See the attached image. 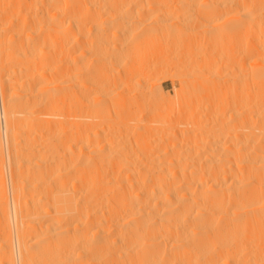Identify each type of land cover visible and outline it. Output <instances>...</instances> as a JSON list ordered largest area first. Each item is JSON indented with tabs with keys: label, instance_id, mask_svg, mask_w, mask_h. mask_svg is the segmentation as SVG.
I'll return each mask as SVG.
<instances>
[{
	"label": "bare ground",
	"instance_id": "obj_1",
	"mask_svg": "<svg viewBox=\"0 0 264 264\" xmlns=\"http://www.w3.org/2000/svg\"><path fill=\"white\" fill-rule=\"evenodd\" d=\"M165 1L10 0L14 6L13 12L8 17L6 15L9 21L6 20L7 25L14 21L15 24L11 26L15 28L12 34L9 32L8 37L21 43L19 48L23 57L21 66L12 59L9 63H16L19 67L13 66L11 72L7 73L5 70V73L4 65L7 63L3 60L0 42V153L7 158L6 170L9 173L7 186L5 181L0 180V218H7L13 227L12 231L14 230L12 249L7 250V253L2 252L5 254L3 264H25L20 239L23 235L18 233L19 216L22 215L24 205L17 202L19 191L24 193L28 190L25 191L23 186L24 189L19 190L11 177L14 174L11 169L12 136L20 133L19 130L18 133L14 130L15 134L12 135V128L19 122L27 127L33 123L35 126L31 125V131L35 136L39 133L47 135V148L51 154L50 179L48 177L47 180H50L51 185H48L49 206L44 209L49 220L46 228L57 235L67 230H63L67 217L63 211L64 183L67 181H57L65 178V164L69 162L64 163L65 160L63 162L60 158L62 155L57 154L63 145L59 142L60 137L65 134V113L73 100L67 105L70 82L74 77L70 75V61L80 64L75 69V77L84 75L82 80L79 79L83 97L96 92L92 104L89 107L84 105L85 125L94 123L95 127L93 129L91 125V129H86L83 141H80L83 142V149L81 147L80 150L84 151L86 157L85 165L79 167L81 196L73 193L79 197L78 201L81 200V204L76 203L77 208L79 205L80 208L75 209L77 214L74 218L76 221L81 219L82 222L73 227L74 231L81 232L83 243L101 248L99 254L96 248L87 247L92 250L87 249L88 254L94 252V249L99 254L91 256V260L87 254L91 261L89 263L132 264L136 261L137 264H264V0H172L170 2L176 3V9L187 10L167 15L152 13L153 8L161 9ZM89 2L100 3L96 7L99 8L96 14L94 10V14L86 10ZM11 3H4L5 7ZM2 6L0 13L2 11L3 16ZM129 11H134V14ZM146 15L151 17L147 18ZM219 17L223 20L218 21ZM4 24H0V34L10 28V25L8 27L5 24L7 28ZM175 25L180 26L181 34L184 33L187 42L193 43L200 39L207 44L201 50V55L192 53L187 58L182 57L184 65L188 67L187 73L180 79L183 85L181 87L179 83L178 87L182 95L188 93V88L193 83H205L206 79L200 80L204 72L208 74V80L215 81L216 73L213 72L218 70V66L213 63L215 55H223L220 51L222 45L233 41L239 43L240 95L230 132H227V123L218 115L221 106L216 101L219 98L216 84L220 81L209 85L212 111L210 124L207 123L208 120V125L203 124L204 117L200 118L195 128L188 126L190 129L180 132V136L173 131L172 122H168L162 115L166 100L164 96L161 100L158 96L159 102L154 106L141 108H135L133 103L127 105L124 103L126 100L119 99L135 83H144L151 92L157 90L163 95L161 85L153 78V72L156 74L155 72L166 70L167 61L163 51L153 59L152 53L150 56L145 52L143 45L151 39H159L161 42L164 37L171 35ZM228 29L230 33L226 32ZM110 71L115 72L109 75ZM16 74L21 75L20 80ZM195 75L200 79L194 78ZM136 76L138 78L134 81ZM11 79L22 87L23 93L14 90L16 85L9 83ZM6 83L9 84L7 89ZM202 83L201 87L204 89ZM191 105L186 102L181 105V111L188 112L189 119L195 117L194 113L199 108L197 104ZM142 122L145 124H141ZM168 124L170 127L167 128ZM105 126L108 132L110 129L112 132L103 133L101 127ZM153 128L159 131L157 138L154 137L158 141L152 147L150 142L149 146H145L142 141L146 137L142 136L150 135ZM165 130L168 135L175 133L181 139L164 145ZM124 132L135 134L134 143V139L132 142L129 139L132 134L125 139L127 137ZM35 144L34 142L32 148L31 143V149L27 147V150L36 151ZM23 156L26 160V155ZM22 172L24 173L23 170ZM32 178L34 177L31 180ZM75 184L77 185L76 181ZM68 187L72 189L71 186ZM39 232L42 231L39 229ZM117 246L119 249L115 248ZM111 247L120 252L113 254L115 249L112 250ZM128 253L132 254L131 259L135 258L132 263L130 259L125 262ZM123 255L126 257L124 261ZM62 260L63 264H77L70 263L71 260L67 257Z\"/></svg>",
	"mask_w": 264,
	"mask_h": 264
},
{
	"label": "rangeland",
	"instance_id": "obj_2",
	"mask_svg": "<svg viewBox=\"0 0 264 264\" xmlns=\"http://www.w3.org/2000/svg\"><path fill=\"white\" fill-rule=\"evenodd\" d=\"M1 2H0V7L3 5L4 6V9H3V6H2V9H3V16H2V11H1V15H0V19L2 18V19H4L3 21L2 20H0V21H2V22H6L5 24L7 25V20H8V15L10 16L11 15V11L13 10V3H11L10 2V0H0ZM8 2V4L9 3H11L12 4V7L10 6V8H11V10H10V8H9V10H8V4H6V7H5V4L4 3H6V2ZM167 1H168V4H169V6H168V4H167ZM170 1H172V0H166L165 1V4H164V6L166 7L165 9H164V6H162L163 7V10H162V7H161V9H160V7L158 8V7H156V9L155 8H153L154 9V11H153V9L151 10L152 11V13H155V12H161V13H166V15L167 14H176V13H179V12H183V11H186L187 9H176V3H173V2H170ZM4 2V3H3ZM1 3H2V5H1ZM172 3V4H171ZM174 4V5H173ZM97 5L98 6H100V3L98 4H96V3H94L93 2V4L92 3H90L89 2V4H87V6H86V10L89 12L90 11V13L91 14H94V12H95V14L97 13V11L99 10V8H97L96 9V7H97ZM170 6H173V7H170ZM173 8H175V9H173ZM170 9V10H169ZM93 10H94V12H93ZM96 10V11H95ZM158 10V11H157ZM160 10V11H159ZM167 10V11H166ZM172 10V11H171ZM7 12V13H5V12ZM151 11H150V13H151ZM13 12V11H12ZM9 13V14H8ZM108 13H110V11H108ZM129 13L130 14H134V11L132 12H130L129 11ZM132 14V15H133ZM6 15H7V17H6ZM2 16V17H1ZM5 17V18H4ZM146 17L147 18H149V17H151L150 15H146ZM7 19V20H6ZM221 20H223V18L222 17H219L218 18V21H221ZM9 21V20H8ZM2 22H0V24H4V23H2ZM12 23V24H11ZM10 24H8L7 26L9 27V25H10V28H8L5 24H4V26H6L7 28H8V30H3V31H1L2 33H4V34H0V42L2 43V56H3V60L5 61V63H7V64H5L4 65V72H5V70H6V72L7 73H9V72H11V70H13L14 69V67L15 68H18L17 67V65H16V63H9V62H12V59H13V62L15 61V62H17V64L18 65H20L21 66V64L20 63H22V57H23V53L21 52L22 50L19 48L20 47V45H21V43L19 42V41H17V40H15V39H10V36L8 37V35H10V34H12L13 33V30H14V28H15V26H11V25H14L15 24V22L14 21H12ZM4 26H3V28H4ZM9 32H10V34H9ZM12 32V33H11ZM226 32H228V33H230V29H228V30H226ZM183 34V35H182ZM182 34H181V31H180V26L179 25H175L174 26V28H173V31L171 32V35H167L166 36V38L164 39H162L161 40V42L160 41H158L159 39H151V40H148V41H146V42H144V45H143V48L145 49V52H147L150 56H151V53H152V58L154 59L157 55H159V53L161 52L162 53V51H163V55H164V57H165V61H167L166 63H167V68H166V70H164V71H162V72H155L156 74H154V72H153V75H155L153 78H155V79H157V81H158V84H160L161 85V88H162V90H163V95L161 96L160 94H159V91L157 92V90L154 92V91H152L151 92V89L150 90H148V88L144 85V83L143 84H133V86L130 88V90L127 92V93H123L124 94V97L123 98H121L122 96H119V99H123V101H125L124 103L125 104H127V105H131L132 103V105L133 106H135V108H138V107H152V106H154L155 104H157V102H159V99L157 98L158 96H159V98H160V100H161V98L164 96L165 97V106H164V108H163V113H162V115L166 118V120H168V122H172L171 124H172V126H173V131H176V133H178L179 134V136H180V132H184V131H188L190 128H191V126H192V128H195V125H197L198 124V122H200V118H203V120H202V122H203V124H205V125H208V124H210V122H211V118L210 117H212V115L210 116V114H211V107H210V102H211V99H210V88H209V85H211L213 82L214 83H216V82H218V81H220V82H218L216 85V87L217 88H219V89H217L218 90V95L217 96H219V98H218V100H216L217 101V103H218V105H219V107H220V110H219V114L218 115H220L219 117L221 118V119H223L224 120V122H226L227 123V132H230L231 131V129H232V124H233V121L232 120H234L233 118H234V113L236 114V112H237V106H238V99H239V97H238V95H240V84H241V82H240V74H241V62H240V57H241V52H240V48H239V43L238 42H235V41H233V42H229V43H227V44H225V45H222V48H220V51H222V53H223V55H215V57H214V60H213V63H215L217 66H218V70H216L215 72H213V73H216L215 74V76L217 77V80H216V77H215V81H212L211 79H209L208 80V74L206 73V72H204V74H202L200 77H201V79L199 78V76L198 75H195L194 76V78H197L198 80L200 79L201 81H202V79L204 78V79H206L204 82V84L202 83V85H203V88L204 89H202V87H201V83H199L200 81H196L197 83V85L195 84V83H193L192 85H190L189 86V91H187L188 93H183V95H182V93L179 91L180 89L178 88L179 87V83H180V85H181V87H182V85L183 84H181V76L182 75H184L185 73H187V71H188V67L187 66H185L184 65V62L182 61L183 60V58L182 57H185V58H187L188 56H190V54H197V55H201V50L205 47V46H207V44L203 41V40H200V39H197L196 40V42H193V43H189V42H187V38L184 36V33L182 32ZM186 38V39H185ZM163 41V42H162ZM13 43V44H12ZM5 46V47H4ZM8 47V48H7ZM18 50V51H17ZM156 51H157V53H156ZM17 53V54H16ZM21 53V54H20ZM7 54V55H6ZM15 54V55H14ZM74 55H75V52H73L72 53V57H74ZM221 56V57H220ZM12 57V58H11ZM15 57V58H14ZM166 57H167V60H166ZM181 57V58H180ZM10 58H11V61H9L10 60ZM15 59V60H14ZM9 63V64H8ZM15 64V65H14ZM78 64V65H77ZM77 64L75 63V62H73L72 63V61H70V65H72V66H70V75H72V76H74L72 79H71V82H70V88H69V95H68V100H67V105H69V102L72 100V102H70V106H68V110L66 111V113H65V123H64V127H65V130H64V135H62L61 137H60V139H61V143L59 142V144L61 145V144H63V145H61V148H59L60 149V151L58 152V156H60V155H62V157L60 156V158L63 160V162H64V160H65V162L64 163H68V164H65V167H66V170H65V178H63L62 180H59V181H57V182H64V181H67V182H65L64 184V191H65V207H63V211H65L66 212V219L68 220V218H71L70 220H68L69 221V224H68V221H66V219H65V222H64V226H63V230H65V229H67V230H65V232L64 231H62L64 234H61V233H59L60 235H62V236H58L57 234H53V233H51V232H49L48 230H47V225L49 224V220H48V216H47V212H45V210L46 209H48V207L47 206H49V203H48V199H49V195H50V190H49V186L51 185V183H50V180H47L48 179V177H49V162H51V154L48 152V148H47V135L45 134H41V133H39V135L38 134H36L37 136H35L34 135V133L31 131L32 130V127H31V125L33 124V123H30L29 125H28V127H27V125L25 126L23 123H21V122H19V124L17 123L16 124V126L14 125L13 126V128H12V130H13V132H12V135L13 134H15V132L16 133H18V130L20 131V133L19 134H22L21 136L19 135V134H15V135H13L12 136V141L13 142H11V165H13L12 166V168L11 169H13V172L12 173H14V174H17V175H14V174H12L11 175V177H13L12 179H13V183L15 184V186H17V188L20 190V188H23L25 191L26 190H28V191H26V192H24L23 193V191L22 190H20L18 193H19V195H21V196H19L18 195V197H19V199H18V201L19 202H17V204L18 203H20L21 202V205H24V208L22 209V211H21V214L22 215H20L19 216V224H18V233L20 234V236L21 235H23L20 239L22 240L21 241V246H22V252H23V259H25L24 260V263L25 264H27V262H28V264H53V263H55V264H59V263H62L64 260H62L61 261V259H63V258H69V260H71V261H69L70 263H77V264H83V262H84V264H90L89 263V261L91 260L90 259V257L91 256H98L99 254H101V252H100V249H98L99 247L98 246H95V247H90V246H88L89 244H87V243H83V241H82V234H81V232H79V231H74V226L76 225V224H81L82 222L80 221V220H78V221H76V219L74 218V215H76L77 214V209L79 210V208H80V205L78 206V208H77V206H76V203L78 202V204L80 203L81 204V200L80 201H78L79 200V197L81 196V190H79V189H81V184H78L79 183V181H78V176L80 175V172H81V167H83L84 165H85V159H86V157H84V155L85 154H83L84 153V151L83 150H80L81 149V147H82V149H83V142H80V141H83V137L85 136L84 134H86V132H87V130L86 129H91V125H92V123L90 124V125H85V122H84V116H85V114H84V111H85V109H86V107L84 106L85 104L89 107L91 104H92V100H93V97L95 96V94H96V92L94 91V92H91L90 94H89V96L87 95L86 96V98L85 97H83V95H82V90H81V88L79 87V84H80V80H82L83 79V77H84V75H78V76H76L75 77V75H74V73H75V69H77V68H79V66H80V64L77 62ZM12 65V66H11ZM10 66V67H9ZM14 66V67H13ZM0 67H1V64H0ZM6 67V68H5ZM13 67V68H12ZM5 72V73H6ZM112 72L114 73L115 71H110V73H109V75H112ZM136 73H138V72H136ZM13 75V74H12ZM17 75V74H16ZM24 75V73L22 74V76ZM80 76H81V78H80ZM14 77H15V75H14ZM14 77H12V79H14L15 80V78ZM17 77H19L18 78V80H20V77H21V75L19 74V75H17ZM16 77V78H17ZM111 77V76H110ZM193 77V76H192ZM138 77L136 76L135 78H134V81H136V79H137ZM10 80L11 82H9V83H14V85H16L15 86V88H14V90L16 91V92H21V93H23V89H22V87L20 86L19 87V84H15V82H13L14 80ZM80 79V80H79ZM179 79V80H178ZM210 80L212 81V82H210ZM195 82V81H194ZM207 82H210L209 84L207 83ZM73 83H75V84H73ZM199 83V84H198ZM219 83H220V85H219ZM195 84V85H194ZM206 84V85H205ZM6 85V89L8 88L7 86H9V84L8 83H6L5 84ZM144 85V86H143ZM194 85V86H193ZM208 85V88L206 87ZM219 85V86H218ZM136 86H139L138 88L136 87ZM143 86V87H142ZM192 86V87H191ZM73 87V88H72ZM146 87V88H145ZM221 87V88H220ZM72 88V89H71ZM137 88V89H136ZM206 88H207V90H206ZM206 90V91H205ZM219 90H221V91H219ZM209 91V92H208ZM154 92V93H153ZM157 92V93H156ZM197 92V93H196ZM149 93V94H148ZM152 93H153V95H152ZM196 93V94H195ZM159 94V95H158ZM79 96V97H78ZM155 96V97H154ZM161 96V97H160ZM196 96V97H195ZM89 97V98H88ZM195 97V98H194ZM208 97H209V100H208ZM125 98V99H124ZM83 99V100H82ZM85 100V101H84ZM86 100H88L87 102L89 103V105H88V103L86 102ZM208 100V101H207ZM220 100V101H219ZM121 102H122V100H120ZM81 102H82V104H81ZM85 102V103H84ZM180 102V103H179ZM182 102L183 103H188V104H192L191 106H193V105H196L197 104V106L199 107L198 108V111L196 112V113H194V114H196L195 115V117L194 118H192V119H189L188 117H189V115H188V112H186V111H184V110H182L181 111V105H182ZM221 103V104H220ZM71 104H72V106H71ZM223 104V105H222ZM73 105H75V106H73ZM126 105V106H127ZM180 105V106H179ZM180 108V109H179ZM179 110V111H178ZM69 111V112H68ZM82 111V112H81ZM207 111V112H206ZM222 111V112H221ZM182 112V113H181ZM210 112V113H209ZM83 113V114H82ZM205 113V114H204ZM80 114H81V116H80ZM207 114H209V115H207ZM181 115V116H180ZM203 115H205V116H203ZM222 115V116H221ZM76 116V117H75ZM202 116V117H201ZM68 117V118H67ZM70 117V118H69ZM179 117V118H178ZM207 117V118H206ZM233 117V118H232ZM78 119V120H77ZM82 119V120H81ZM177 119V120H176ZM196 119V120H195ZM199 119V120H198ZM79 120H81V121H83L84 122V124H82L83 122H81V121H79ZM208 120V124H206V121ZM192 121H194V122H192ZM232 121V122H231ZM69 123V125H68V123ZM75 122V123H74ZM81 122V123H80ZM197 122V123H196ZM145 124V122H142L141 124ZM196 123V124H195ZM21 124H22V126H21ZM81 126H80V125ZM85 125V126H84ZM93 125H95L94 123H93ZM92 125V128L94 129V127L95 126H93ZM194 125V126H193ZM33 127L35 126L34 124L32 125ZM79 126V127H78ZM188 126H190V128L188 127ZM23 127H24V129L25 130H23ZM26 127V128H25ZM67 127H68V129H67ZM87 127V128H86ZM106 127V126H105ZM103 128V127H101L102 129H101V131L103 132V133H107L108 132V128L106 127V128ZM168 127H170V125L168 124V126H167V128ZM17 128V129H16ZM81 128V129H80ZM189 128V129H188ZM76 129V130H75ZM105 129H106V131H105ZM183 129V130H182ZM188 129V130H187ZM14 130H15V132H14ZM30 130V131H29ZM21 131H23V132H21ZM67 133H66V132ZM79 131V132H78ZM112 132V130L110 129L109 130V132ZM27 132V133H26ZM32 132V133H31ZM81 132V133H80ZM84 132V133H83ZM108 132V133H109ZM167 131L165 130L164 132H163V137H164V140H163V144L165 145V144H167V143H169V142H172V141H174V140H180L181 138L179 137V136H177L178 134H175V133H173V135L172 134H167L166 133ZM125 134H126V136L125 137H127V138H125V139H128L129 137H130V135H131V138H129L130 139V141L132 142V140H133V142L132 143H134V141H135V134H133V133H130V132H124ZM150 135H151V137H150V135L149 134H147V135H144V136H142V137H146L145 139H143V143L145 144V146H149V144H151V146L150 147H152V146H154L156 143H157V141H158V139H156L157 138V133H159V131L158 130H155L154 128L152 129V131H150ZM27 134V135H26ZM28 134H29V137H28ZM128 134H129V136H128ZM167 134V135H166ZM175 134V135H174ZM17 135V136H16ZM34 137H32V136ZM78 135V136H77ZM19 136V137H18ZM22 136H24V137H22ZM39 136V137H38ZM44 137V139L42 138V137ZM65 136V137H64ZM134 136V137H133ZM15 137V138H14ZM17 137V138H16ZM30 137H32V138H30ZM46 137V138H45ZM62 137H64V138H62ZM137 137V136H136ZM154 137H156V138H154ZM22 138V139H21ZM30 140H29V139ZM36 138V139H35ZM35 139V140H34ZM41 139V140H40ZM153 139V140H152ZM17 140H19V142L17 141ZM32 140V141H31ZM39 140V141H38ZM62 140H63V142H62ZM73 140V141H72ZM148 140V141H147ZM149 140H151V141H149ZM155 140V141H154ZM157 140V141H156ZM24 141V142H23ZM41 141V142H40ZM145 141V142H144ZM25 142H26V144H25ZM34 142L36 143L35 144V148H36V151L34 152L33 150H27L29 147H30V149H31V143H32V148H33V144H34ZM46 142V143H45ZM141 142V143H142ZM150 142V143H149ZM156 142V143H155ZM142 143V144H143ZM149 143V144H148ZM154 143V144H153ZM28 144V145H27ZM41 144V145H40ZM82 144V145H81ZM148 144V145H147ZM46 146V147H44V146ZM69 145V146H68ZM65 147L64 149L65 150H63V152L66 154H62V149H63V147ZM73 146V147H72ZM14 147V148H13ZM20 148V150H19V148ZM23 147V148H22ZM28 147V148H27ZM37 147H38V149H37ZM43 147V148H42ZM46 148H47V150H46ZM72 148V149H71ZM42 149V150H41ZM66 149H67V152H66ZM15 150H18V151H16L15 152ZM22 150V151H21ZM37 150H39L38 152H37ZM20 151V152H19ZM23 151H25V153H23ZM28 153H27V152ZM31 151V152H30ZM41 151H44V152H41ZM33 152V153H32ZM48 152V153H47ZM61 152V153H60ZM78 152V153H77ZM13 153V154H12ZM18 153V154H17ZM21 153V154H20ZM23 153V154H22ZM35 153V154H34ZM37 153V154H36ZM30 154H33V155H30ZM48 154V155H47ZM23 155H26V160H24L25 159V157L23 156ZM30 156V158L28 157V156ZM50 155V156H49ZM64 155V156H63ZM73 155V156H72ZM21 156V157H20ZM77 156V157H76ZM231 156V158L233 157V154H231L230 155ZM15 157V158H14ZM50 157V158H49ZM19 158V159H18ZM22 158V159H21ZM67 158V159H66ZM29 162H28V161ZM34 160V161H33ZM73 160H75V163H73L74 161ZM26 161H27V164H26ZM38 161V162H37ZM18 162V163H17ZM23 162H25V165H24V163ZM35 162H37V163H35ZM45 162V163H44ZM23 165H22V164ZM41 163V164H40ZM84 163V164H83ZM16 164H18V165H16ZM30 164V165H29ZM34 164V165H33ZM46 164H47V168H46ZM71 164V165H70ZM79 164V165H78ZM22 165V166H21ZM32 165L34 166L33 168H32ZM39 165V166H38ZM81 165V166H80ZM19 166H20V168H19ZM26 166V167H25ZM29 166V167H28ZM38 166V167H37ZM43 166V167H42ZM77 166V167H76ZM27 167L30 169V171H29V169H27ZM36 167V168H35ZM45 167V168H44ZM77 168V170H76V168ZM80 167V168H79ZM24 168V169H23ZM38 168H39V170H38ZM79 168V169H78ZM7 169V158H6V156H5V154H2V153H0V180H3V181H5V184H6V186H7V183H8V174L9 173H7L8 171V169ZM16 169V170H15ZM28 171H27V170ZM38 170V172H36L37 170ZM75 171V172H73V170ZM22 170L24 171V173L22 172ZM31 170H33V171H31ZM34 170H36V171H34ZM46 170H48V171H46ZM19 171V172H18ZM72 171V172H71ZM23 174H22V173ZM29 172L31 173V174H33V175H30L29 174ZM26 173V175H24ZM45 173V174H44ZM20 174V175H19ZM28 174V175H27ZM44 174V175H43ZM73 174V175H72ZM77 174V175H76ZM22 175H24V177L22 176ZM48 175V176H47ZM76 175V176H75ZM37 176H39V177H37ZM43 176V177H42ZM71 176H73V178L71 177ZM31 177H34V178H32V180H31ZM46 177V178H45ZM70 177V178H69ZM23 178V179H22ZM28 180H27V179ZM75 178V179H74ZM77 178V179H76ZM37 179V180H36ZM45 179V180H44ZM49 179H50V177H49ZM73 179V180H72ZM31 180V181H30ZM70 180V181H69ZM72 180V181H71ZM77 182V185L75 184V181ZM16 181H17V183H16ZM48 181V182H47ZM56 182V183H57ZM74 182V183H73ZM22 183V184H21ZM26 183V184H25ZM30 183V184H29ZM39 183V184H38ZM68 183V184H67ZM69 183H70V185H69ZM17 184V185H16ZM28 184V185H27ZM38 186H37V185ZM41 184V185H40ZM67 184V185H66ZM71 184H74V185H71ZM26 185V186H25ZM32 185V186H31ZM49 185V186H48ZM23 186V187H22ZM31 186V187H30ZM33 186H35V187H33ZM39 186H41V187H39ZM44 186V187H43ZM67 186V188H65ZM68 186H71L70 188H72V189H69V187ZM75 186H77V187H75ZM79 186V187H78ZM28 187V188H27ZM38 187V188H37ZM74 187V188H73ZM29 188H30V190H29ZM33 188V189H32ZM35 188V189H34ZM44 188V189H43ZM37 189V190H36ZM41 189H43V190H41ZM68 191H67V190ZM75 189H77L78 191H79V193H78V191L76 190L75 191ZM40 190V191H39ZM48 190V191H47ZM31 191H33V192H31ZM44 191V192H43ZM75 191V192H74ZM21 193H23V194H21ZM29 193H30V195H29ZM35 193V194H34ZM47 193V194H46ZM76 195V196H79V197H76L74 194ZM26 194V196H24ZM27 194H28V197H27ZM32 194V195H31ZM39 194V195H38ZM68 194H70L69 195V197H68ZM46 195V196H45ZM31 196V197H30ZM37 196V197H36ZM72 196V197H71ZM74 196H75V198L77 199V201H75L76 199L74 198ZM32 197L34 198V199H32ZM38 197H40V198H38ZM37 198V199H36ZM68 198V199H67ZM74 200L73 202H72V199ZM45 199H47V200H45ZM38 200H40L39 202H38ZM44 202H43V201ZM29 203H28V202ZM35 201V202H34ZM47 201V202H46ZM68 201V202H67ZM69 201H70V203H69ZM23 203H27V204H23ZM36 203V204H35ZM48 203V204H47ZM34 204V205H33ZM27 205V206H26ZM30 205H32V206H30ZM38 205V207H35V206H37ZM44 205V206H43ZM73 207H72V206ZM26 206V207H25ZM76 208H75V207ZM32 207H34V208H32ZM41 207H43V208H41ZM71 209H70V208ZM26 208H28L26 211H25V209ZM38 208V209H37ZM31 209V210H30ZM34 209V210H33ZM45 209V210H44ZM76 209V210H75ZM24 210V211H23ZM43 210H44V213H43ZM72 210H73V212H72ZM75 210V211H74ZM42 212V215H41V212ZM70 211V212H69ZM30 212V213H29ZM37 212H38V214H37ZM70 214L71 212V215H69L68 213ZM34 213H36L37 215H38V217H40V218H38L37 217V215L36 214H34ZM25 214V215H24ZM30 214V215H29ZM32 214H34V216L32 215ZM44 214H46V215H44ZM33 217H32V216ZM41 215V216H40ZM45 217H44V216ZM24 216H26V217H24ZM43 216V217H42ZM46 216H47V218H46ZM21 217V218H20ZM39 220H42V221H39ZM43 218V219H42ZM5 222H3L2 220ZM23 219V220H22ZM45 219V220H44ZM33 220V221H32ZM74 220V221H73ZM33 222V225H32V223L31 222ZM36 221H37V223H36ZM39 221V222H38ZM0 264H3V262H4V260H5V258H4V256H5V254L3 253L2 254V252L4 251L5 253H7V250H9V249H12V247H13V239H14V234H13V232H14V230L12 231V229H13V227L11 226V224L8 222V219L7 218H0ZM27 222V223H26ZM40 222L41 223H43L42 225L40 224ZM48 222V223H47ZM71 222V223H70ZM83 222H84V220H83ZM29 223H31V224H29ZM37 225L38 223L40 224H38V226L36 227L37 228V230H35L36 228L34 227L35 226V224ZM4 224H6L5 226L6 227H4ZM47 224V225H46ZM66 224V225H65ZM30 225H32L31 227H30ZM46 225V226H45ZM70 225H71V227H70ZM40 226V227H39ZM1 227H3V228H1ZM10 227V228H9ZM32 227H33V230H31L32 229ZM5 228V229H4ZM40 229V231H42L41 233L39 232V229ZM70 228H71V232H73V233H71V232H69L70 231ZM6 231H4V230ZM6 229H8V231L6 230ZM30 229V230H29ZM35 230V232H33ZM62 230V229H61ZM24 231H25V233H24ZM32 231V232H31ZM9 232V233H8ZM23 232V233H22ZM42 233H43V235H42ZM48 233H49V235H48ZM51 233V234H50ZM65 233H67V234H65ZM70 233V234H69ZM79 233V234H78ZM31 234V235H30ZM38 234V235H37ZM44 234H45V236H44ZM51 235H55L54 237L53 236H51ZM37 236V237H36ZM42 236V237H41ZM49 236V237H48ZM51 236V237H50ZM41 238V240H40V238ZM58 238V239H57ZM68 238V239H67ZM79 238V239H78ZM9 239V240H8ZM38 239V240H37ZM43 239V240H42ZM45 239V240H44ZM67 240V241H66ZM11 241H12V243H11ZM42 241H44V242H42ZM47 241V242H46ZM55 241V242H54ZM66 241V242H65ZM5 242H7V244L5 243ZM10 242V243H9ZM50 242V243H49ZM72 242V243H71ZM8 245V246H7ZM12 245V246H11ZM41 245V246H40ZM47 245V246H46ZM67 245V246H66ZM5 246H7L6 248V251H5ZM10 246V247H9ZM65 246H66V248H65ZM90 248V249H93V248H96V247H98V248H96L97 250H99V254H97L96 252L97 251H95L96 249H94V252H92V253H89L88 254V252L89 251H87V249L88 248ZM86 248V249H85ZM112 248V250H113V248L114 247H111ZM110 248V249H111ZM115 248H118V246L117 247H115ZM114 248V249H115ZM4 249V250H3ZM90 249H88V250H90ZM119 249V248H118ZM118 249H115L114 251H112L113 252V254H118L120 251L118 250ZM40 250V251H39ZM49 252H48V251ZM102 250H104V249H102ZM117 250V251H116ZM43 251V252H42ZM68 251V252H67ZM90 251H92V250H90ZM119 251V252H118ZM79 252V253H78ZM114 252H116V253H114ZM118 252V253H117ZM51 253V254H50ZM90 255L89 256V259H88V255ZM92 254V255H91ZM97 254V255H96ZM70 255V256H69ZM125 255V254H124ZM123 255V261H124V259H126V257ZM128 255V257H127V259H126V261L125 262H127L128 261V259H130V263H132L133 261H134V259L132 260L131 259V257H132V254H130V253H128L127 254ZM69 256V257H68ZM3 257V259H1ZM26 258H27V261H26ZM82 259H83V261H82ZM3 260V261H2ZM53 260V261H52ZM80 260V261H79ZM88 260V261H87ZM119 260V259H118ZM77 261V262H76ZM56 262H59V263H56ZM79 262V263H78ZM82 262V263H81ZM91 262V261H90ZM128 263V262H127ZM126 263V264H127ZM4 264H7V262H5ZM63 264V263H62ZM132 264H137L136 263V261H135V263L133 262Z\"/></svg>",
	"mask_w": 264,
	"mask_h": 264
}]
</instances>
